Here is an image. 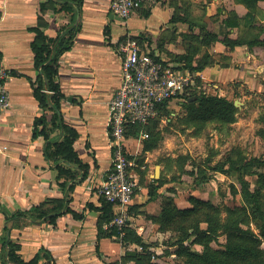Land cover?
<instances>
[{
	"label": "crops",
	"instance_id": "0c3cea01",
	"mask_svg": "<svg viewBox=\"0 0 264 264\" xmlns=\"http://www.w3.org/2000/svg\"><path fill=\"white\" fill-rule=\"evenodd\" d=\"M0 2L4 11L0 19V52L12 71L7 81L11 106L0 117V264H6V239L21 245L18 253L25 261L46 249L53 259L44 257L39 264H112L125 250L115 238L100 232L98 223L99 189L112 166L108 118L109 101L121 81L118 42L130 35L145 51L174 61L175 55L186 52L188 40L183 35L191 30L198 33L204 26L207 31L221 34L220 37L228 32L233 39L245 38L250 30L257 32L242 22L248 8L237 0H158L123 20L111 10V0H84L81 6L72 4L71 11L61 7L62 0ZM258 5L264 11V0H259ZM230 15L238 16L239 26H226ZM261 18L258 14L257 25L264 23ZM62 27L78 30L74 46L62 56L59 69L58 81L65 94L60 125L49 121V138L45 139L43 134L34 136L36 121L44 113L50 120L54 111L51 104L42 107L35 97L34 90L43 77L34 63L32 41L36 35L32 29L39 28L55 37ZM194 42L202 45L198 37ZM205 51L215 61L195 71V84L198 77L202 81L200 89L214 87L218 95L230 99L244 90L264 95V46L243 43L228 48L217 40L202 46L196 59ZM44 92L51 93L46 89ZM64 124L78 130L74 147L88 166L86 178L80 169V175L65 187L61 184L65 178H57L58 162L48 159L45 152L48 142L64 138ZM42 128L39 125L37 130ZM168 177L157 198L150 200L147 183L141 186L131 205H142L138 216L131 213L128 226L145 242L165 234L146 214L158 213L164 197L174 195L168 191V187L174 188V181ZM58 199H63L64 207L55 210ZM40 206L52 211L40 217L39 211H33ZM67 206L85 216L74 218L66 212ZM50 217L53 221L48 220Z\"/></svg>",
	"mask_w": 264,
	"mask_h": 264
},
{
	"label": "trees",
	"instance_id": "16d2710c",
	"mask_svg": "<svg viewBox=\"0 0 264 264\" xmlns=\"http://www.w3.org/2000/svg\"><path fill=\"white\" fill-rule=\"evenodd\" d=\"M62 1H64V3L61 7L71 11L73 8L72 4L81 6L84 0ZM237 2L244 4L248 8L247 15L243 18L244 20L242 19V22H244L245 26L257 32L250 30L246 33L245 38L233 39L228 35V32L224 33L222 35L223 37H220L221 34L207 31L204 26L198 33L191 30L183 35L186 40H188L186 42V52L184 54L175 55L174 61L183 63L185 68H189L192 71H201L207 65L213 64L215 60L208 51H205L197 59L196 54L201 51L202 46H208L214 41L220 40L228 48H233L243 43L248 44L250 47L255 45L264 46V23L257 25L258 14L264 18V11L259 9V0H237ZM225 23L226 26L232 27L239 26L240 24L239 18L236 15H230L225 20ZM32 30L36 35L32 41L35 55L34 63L36 67L40 68L43 77V82L41 80L34 90L35 97L42 107H48L51 104V109L54 111L50 120L46 113H44L41 118L37 119L34 136L43 134L45 139H48L50 131L48 127L49 121H52L53 125H60L59 113H61L62 99L65 98V94L61 91V85L58 81L61 59L66 52L73 48L75 35L78 29L76 27L67 29L62 27L55 37L48 36L39 28H34ZM197 37L201 41V46L196 45L194 42ZM150 54L153 55L152 53ZM45 82H47V87ZM201 85L202 81L198 77L196 86L187 89L184 94L180 95L183 98L186 96L188 101V115L198 123L212 120H217L222 124L232 123L238 111V108L234 104V100L226 96L208 93L198 87ZM44 89L50 90L51 93L47 95ZM170 110L169 102L162 104L159 108L158 115L152 119L149 124L144 127H130L126 136L129 137L133 135L138 138L141 131L150 133V130H152L155 125L158 126L162 115L169 114ZM39 125L43 126L40 131L37 130ZM63 126L65 132L64 138L61 141L48 142L45 152L48 159L58 162L57 178L58 180L65 178V181L61 182L62 186L65 187L69 180L76 179L80 175V169L84 170L83 178H86L88 175L86 171L88 166L82 162L74 147V143L79 137L78 130L67 124ZM149 148L151 147H144L143 150L146 152ZM128 157L133 158L131 155ZM75 164L79 165V167L75 168L73 166ZM227 164L228 166L226 167ZM262 166H264V159L247 157L241 151H235L234 153H229L223 163L212 168V170L220 171L225 174L237 173L236 177L240 184V189H237V185L234 186V192L236 195L239 194L241 198L239 202L240 205H236L230 211L228 210V214L225 218H220L219 207L209 205L195 195L189 196V200L194 202V205L185 209L178 208L174 204V197L169 195L164 197L161 210L157 214L149 215L150 219L158 225L160 231L171 232L170 239H174V234H176V232L179 233L180 237H178L176 241V243L180 245L178 247V253L188 252L192 264H264V249L261 247L264 238V172L260 171ZM246 174L257 176L253 188L251 182L245 178ZM175 178L176 177L172 176L171 179L174 181ZM209 179L208 173L205 171L202 174L200 183H205L209 181ZM167 180L168 179L162 176L158 180L149 181L147 184V192L150 200L157 198L160 188L164 186ZM168 191L174 193V188L168 187ZM99 200L101 202V215L98 223L99 231L107 236L118 237L119 232L117 229L112 228L106 230L103 228V225L113 218V204L108 202L104 196H100ZM63 207L64 201L60 199L55 206V210H60ZM135 208H137L136 205L131 206L130 212L132 214H134ZM34 210L39 211V216L43 217L51 212L52 208H42V206H40L35 207L33 211ZM66 212H70L74 218H83L85 216L83 212L75 210L70 206H67ZM201 215H203L202 219L199 217ZM245 215L251 216L252 220L247 221ZM48 220L53 221V218L50 217ZM202 222L206 223V228L202 227ZM253 224L258 229V233L252 230L251 225ZM220 234L226 235L227 241L222 247L213 248L210 242ZM123 241L127 245L134 242L144 246L143 251H138L137 249L135 251H127V259L135 260L138 263L141 262V264H158L153 262L155 260H153L152 254L149 251V247L153 245L149 242H145L133 228L129 226L125 228ZM185 241H190L193 244L200 243L204 246V249L201 252L190 251L186 245H183ZM3 245V262L6 264L9 262L13 264H39L40 260L44 257L49 260L53 259V256L48 250L42 249V251L38 252L31 260L25 261L18 253L21 245L7 239L3 241Z\"/></svg>",
	"mask_w": 264,
	"mask_h": 264
},
{
	"label": "rangeland",
	"instance_id": "374dc122",
	"mask_svg": "<svg viewBox=\"0 0 264 264\" xmlns=\"http://www.w3.org/2000/svg\"><path fill=\"white\" fill-rule=\"evenodd\" d=\"M202 6L204 10L206 5ZM176 38L175 34L174 42H176ZM195 86L194 83L189 88ZM202 89L208 93L217 94L215 92L217 89L214 87ZM231 99L234 100L238 111L235 114V120L230 124H222L217 120L196 122L188 115L186 96L184 98L178 96L169 102L171 109L169 114L162 115L158 126L155 125L150 130L148 133L150 138L139 141L133 135L127 137L126 148L128 152L135 153L134 155L138 159L132 171L140 182V186L149 183L156 165H160L161 177L163 173L166 179H169L168 176L176 177L173 196L174 204L178 208L185 209L194 205V202L189 200L190 195L201 198L209 205L219 207L220 218H225L228 210L230 211L236 205L239 206L240 195H236L234 192L235 185H237V189H240L237 173L225 174L212 170V168L223 163L228 154L235 151H241L247 157L264 159V95L244 90L243 93L237 92L231 96ZM138 141L141 143L139 144ZM148 146L151 148L145 152L143 148ZM205 171L210 179L201 184L200 179ZM260 171L264 172V166ZM245 178L251 182L253 188L257 176L246 174ZM140 191L141 189H138L136 194ZM141 206L136 204L137 208L134 209L136 216H138ZM154 214L148 213L146 218L156 224L149 216ZM199 217L202 219L203 215ZM245 217L247 221L252 220L249 215H245ZM201 225L206 228L205 222H202ZM251 228L258 233L254 224L251 225ZM161 232L165 234L150 238V243L158 253L157 259L153 262L158 264H192L188 252L178 253L180 245L176 241L180 237L179 233L176 232L174 239H170L171 232ZM111 237L115 238L125 250L117 261L111 262L112 264H141V262L126 258L127 251L136 250V243L127 245L119 237ZM226 241V235L220 234L211 240L210 245L213 248H220ZM183 245H186L190 251L201 252L204 249L202 244H193L190 241H185ZM261 247L264 249V238Z\"/></svg>",
	"mask_w": 264,
	"mask_h": 264
},
{
	"label": "built area",
	"instance_id": "2783aa9c",
	"mask_svg": "<svg viewBox=\"0 0 264 264\" xmlns=\"http://www.w3.org/2000/svg\"><path fill=\"white\" fill-rule=\"evenodd\" d=\"M158 0H111V10L121 19L127 20L137 9ZM3 6L0 2V19L3 17ZM116 51L121 57L120 85L109 101L108 134L112 149V166L107 179L99 189L113 204L114 215L111 221L104 224L106 230H118L121 241L125 235L132 215L130 206L140 182L132 171L137 163L134 153L126 148V133L132 126L144 127L154 119L159 108L166 102L184 94L195 83L196 72L185 68L183 63L156 58L145 51L130 35L121 39ZM12 71L3 61L0 52V117L11 106L7 81ZM149 137L141 131L139 140ZM131 155L133 158H129ZM151 180H154L151 178ZM138 251L144 246L136 244ZM153 260L157 258L156 249L149 247Z\"/></svg>",
	"mask_w": 264,
	"mask_h": 264
},
{
	"label": "water",
	"instance_id": "95a60500",
	"mask_svg": "<svg viewBox=\"0 0 264 264\" xmlns=\"http://www.w3.org/2000/svg\"><path fill=\"white\" fill-rule=\"evenodd\" d=\"M45 85H46V87H47V82H45ZM160 165H157L156 166V169H155V173L153 174V176H152V179H154V180H158L159 178H160Z\"/></svg>",
	"mask_w": 264,
	"mask_h": 264
}]
</instances>
